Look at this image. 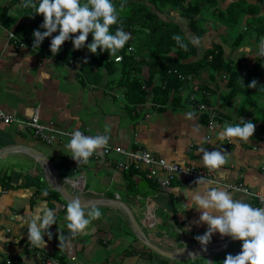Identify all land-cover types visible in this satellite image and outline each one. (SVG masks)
<instances>
[{
  "label": "crops",
  "instance_id": "crops-1",
  "mask_svg": "<svg viewBox=\"0 0 264 264\" xmlns=\"http://www.w3.org/2000/svg\"><path fill=\"white\" fill-rule=\"evenodd\" d=\"M238 1L243 7L235 10L241 20L231 30L220 21L218 11H228ZM98 2H88L87 7L92 5L99 12ZM18 6L9 11L16 18L11 26L0 19V110L14 118L6 123L0 117V149L20 145L41 151L64 185L80 199H122L149 237L166 249L207 244L214 249L187 260L156 253L137 238L123 211L104 205L78 207L61 194L52 197L55 189L41 162L25 149H15L0 157V264H264V214L254 209L257 196L200 179L179 178L169 188L160 189L145 177L144 166L141 170L133 166L138 176L131 182L126 173L129 169L116 167L122 155L82 157L73 163L70 158L77 148L73 139L63 136L47 142L24 123L38 113L44 124L81 130L92 138L102 135L112 146L145 147L169 161L213 167L217 181L241 184L264 195L263 93L257 94L254 103L252 97L247 99L246 104V91H242L223 105V96L229 91L228 77L223 75L219 86L213 84L214 92L207 95L211 103L206 104L217 112L219 122L208 140V122L203 121L208 113L195 106V100L202 98L197 93L200 85L209 81L206 71L186 81L178 92L183 97L179 106L171 102L158 105L151 94L146 103L134 105L128 101L120 69L114 74L104 70L99 84H85L78 76L80 63L69 65L18 37L15 28L21 23L30 35L35 34L30 26L33 16ZM209 14L212 20H207L205 36L198 37L188 23L186 29L182 26L186 36L189 32L191 37H187L200 53L221 43L231 58L240 59L242 66L249 64L245 71L252 68L258 54L255 50L263 47L264 38L257 34L255 44L246 38L239 46L235 39L229 43L224 39L235 31L257 33L249 20L264 18V0H218ZM171 16L181 24L179 13L172 11ZM260 24L264 26V22ZM52 34H59L57 28ZM201 41L206 42L203 50ZM148 74L144 67L143 76ZM239 78L246 84L245 75L241 73ZM258 79L257 83H264V76ZM228 134L232 143L226 139ZM93 149L99 151L96 146Z\"/></svg>",
  "mask_w": 264,
  "mask_h": 264
},
{
  "label": "trees",
  "instance_id": "trees-1",
  "mask_svg": "<svg viewBox=\"0 0 264 264\" xmlns=\"http://www.w3.org/2000/svg\"><path fill=\"white\" fill-rule=\"evenodd\" d=\"M88 2L90 0H5L0 5V19L5 26H11L16 18L9 11L20 5L19 10L33 16L30 26L35 34L30 35L26 24L21 23L16 25V35L48 54H56L69 65L80 63L78 76L85 84L87 81L99 84L104 70L114 74L120 69L128 101L134 105L146 103L151 94L158 105L167 106L171 102L179 106L178 101L182 103L183 97L178 92L187 81L181 76L197 78L203 71L208 73L209 81L200 85L197 93L202 98L195 100V106L211 103L207 95L214 92L213 84L219 86L223 75L228 77L229 88L223 96V105L230 104L242 91H246V104L254 92L264 95V83H257L264 71L262 54L257 56L252 68L245 71L246 84H243L239 78L240 59L231 58L221 43H214L200 53L182 25L165 17L171 11L179 12L201 38L208 32L206 15L218 0H99V12L92 5L87 7ZM240 6L242 3L238 1L228 7V11H218L220 21L231 30H235L241 20L235 10ZM215 12L217 10L212 14ZM249 21L258 36L264 35V26L260 24L264 22L262 16ZM54 28L59 33L57 36L52 34ZM247 34L240 31L234 44L239 46ZM119 55L122 60L118 62ZM144 67L149 70L146 77L143 76ZM157 78L158 84L149 89ZM208 118L204 115L203 121L208 122ZM260 121L264 131V115ZM126 173L128 180L133 182L138 171L132 166ZM59 194L54 190L51 195L58 197Z\"/></svg>",
  "mask_w": 264,
  "mask_h": 264
},
{
  "label": "built area",
  "instance_id": "built-area-1",
  "mask_svg": "<svg viewBox=\"0 0 264 264\" xmlns=\"http://www.w3.org/2000/svg\"><path fill=\"white\" fill-rule=\"evenodd\" d=\"M132 50V47H130ZM122 56L119 55L116 57V61H121ZM225 76V75H224ZM184 80H192L194 77H185L181 76ZM198 88V87H196ZM192 100H195L194 95H192ZM199 109L208 113V123L209 133L207 139L211 140L213 133L219 127V122L216 120L217 112L212 110L206 103L199 104ZM0 117L6 122L11 123L14 121V118L8 115L6 112L0 110ZM30 128L34 130L36 136L44 139L47 142H54L58 137H69L77 143V148L75 153L71 156L70 161L73 163L80 162L82 157H94L100 159L101 157L109 156L113 153L122 155V159L116 161V167L121 170H128L132 166H135L137 169L141 170V167L144 166V175L147 179L153 180L157 183L160 189L169 188L172 183L181 178L187 181H193L200 179L207 181L210 184L218 185L222 184L230 189H244L247 193L252 196H257L258 203L255 205L254 209L260 213L264 214V195L249 191L244 188L241 184L237 183H223L215 179V170L213 167L202 168L192 165H183L178 162L169 161L167 158L158 156L148 150L145 147H137L134 149H128L123 146H112L108 144L102 135H98L95 138H92L85 132L81 130H65L59 127H56L53 124H44L40 121L39 114H35L30 121H24ZM231 131H236L235 127L231 128ZM226 139L229 143L233 142V137L231 134L226 136ZM93 146L98 147L99 151H95ZM138 176V175H137ZM66 207V205H64ZM2 258L0 254V259Z\"/></svg>",
  "mask_w": 264,
  "mask_h": 264
},
{
  "label": "water",
  "instance_id": "water-1",
  "mask_svg": "<svg viewBox=\"0 0 264 264\" xmlns=\"http://www.w3.org/2000/svg\"><path fill=\"white\" fill-rule=\"evenodd\" d=\"M28 148L25 149L20 145H10L7 147H3L0 149V157L3 154L7 153L8 151H12L15 149H21V150L25 149V151L32 153L43 165L50 185L61 194L62 198L67 203L78 207L104 205V206L114 207L116 209L123 211L127 215L131 227L137 238L142 243H144L148 248L152 249L153 251L164 257L175 260H187V259L198 258L199 256H204L211 253L210 250L211 248H213V245H209V244L184 246L176 250L166 249L162 243L154 241L149 237L148 233L146 232V230L142 225V222L137 218L135 212L128 203H126L125 201L119 198L80 199L64 185L62 180L57 176L56 172L54 171L52 163L50 162L48 157L44 155V153L34 148H29V149ZM224 244H226L225 241Z\"/></svg>",
  "mask_w": 264,
  "mask_h": 264
},
{
  "label": "rangeland",
  "instance_id": "rangeland-1",
  "mask_svg": "<svg viewBox=\"0 0 264 264\" xmlns=\"http://www.w3.org/2000/svg\"><path fill=\"white\" fill-rule=\"evenodd\" d=\"M92 1L93 0H90V2L92 3ZM179 13V12H178ZM178 13H177V11H173V14H176V15H178ZM171 14H172V11H171ZM171 14H169L168 13V15H165V17H168V18H172V16H171ZM179 19H181V18H179ZM206 19L207 20H212V18H211V16H210V14H208V15H206ZM181 21V24H182V26H183V28L184 29H186V23H188V20H180ZM244 26V25H243ZM243 28V27H242ZM236 32V34H231V35H229V36H227L225 39H224V42H232L234 39H236V37L238 36V32L237 31H235ZM192 33H190V35H191ZM187 36H189V32L187 33ZM257 36V33H253L252 35H250V33H248L247 35H246V37L248 38V39H246V40H248L247 42L248 43H250V42H252V41H254L255 40V37ZM189 37H191V36H189ZM229 37L231 38V39H229ZM260 37H262V38H264L263 37V35L262 36H260ZM249 39H250V42H249ZM201 43V47H202V50L204 49L203 47L206 45V42L205 43H202V41L200 42ZM253 44H255V42H252ZM262 46L263 47H261L260 48V50H258V52H257V50H255V53H258L257 55H256V57L254 58L253 57V59H254V61L257 59V56L259 55V54H262L263 55V59H264V41H263V44H262ZM203 53H204V51H203ZM202 53V54H203ZM251 55H253V53H251ZM253 61V60H252ZM248 66H249V64L248 63H246L245 65H243L242 67H244L242 70H240V72L242 73V75H244V73H245V69H247L248 68ZM264 76V71H263V74H261V76L260 77H263ZM259 77V78H260ZM258 81H260V79H257ZM257 81V82H258ZM259 96H262V95H259ZM258 97V95H257V93H253V96H252V100H253V103L255 102V99ZM254 106H256V107H258V104L257 105H254Z\"/></svg>",
  "mask_w": 264,
  "mask_h": 264
}]
</instances>
